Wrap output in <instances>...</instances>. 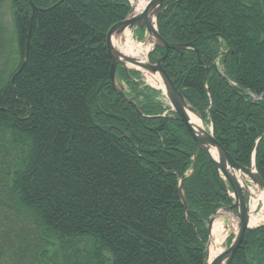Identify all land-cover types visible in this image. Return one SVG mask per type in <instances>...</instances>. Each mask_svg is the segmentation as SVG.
<instances>
[{
	"label": "trees",
	"instance_id": "16d2710c",
	"mask_svg": "<svg viewBox=\"0 0 264 264\" xmlns=\"http://www.w3.org/2000/svg\"><path fill=\"white\" fill-rule=\"evenodd\" d=\"M10 5L19 67L26 47L27 57L20 73L0 75V264H105L104 253L109 264H202L206 223L231 200L197 152L182 181L186 212L178 185L194 142L136 74L129 81L119 71L142 115L113 92L105 38L126 18L127 0ZM163 8L166 42L215 35L196 42L198 55L169 51L164 69L218 144L249 167L264 132V0H163ZM226 45L217 70L212 60ZM162 55L157 48L149 61ZM254 161L264 182V136ZM79 242L91 252L81 254ZM231 264H264V226L245 233Z\"/></svg>",
	"mask_w": 264,
	"mask_h": 264
},
{
	"label": "water",
	"instance_id": "95a60500",
	"mask_svg": "<svg viewBox=\"0 0 264 264\" xmlns=\"http://www.w3.org/2000/svg\"><path fill=\"white\" fill-rule=\"evenodd\" d=\"M178 2V1H177ZM163 0H148L145 8L137 15L133 14L134 8L131 7L127 17L109 28L106 33V49L108 56L111 60L110 71H109V80L111 82L112 88L115 92L120 94L123 99L130 105H133L137 112L141 114L140 109L135 105L132 99L128 98L124 94L123 87L115 81V75L118 67H122L123 70L128 73V70L132 72H138L140 70L144 71L147 74H157L162 81V92L165 96L171 110L177 116L179 121L183 124L187 133L191 139L196 144V150L193 154V166L196 160V153L200 151L204 154L206 158L209 159L210 163L214 166L220 177L223 181L226 182L228 187L232 192L233 204L223 211H229L236 213V218L238 219L237 229L234 234L233 240L227 250L222 252L216 258H214L210 263H208V254L207 247L210 243V231L212 220L209 221L207 232L209 235V240L206 245V256L203 264H231L234 256L236 255L239 247L242 244L244 239L245 232L249 229V213H248V197L250 193L248 190V182L257 186L259 192L264 193V182L258 175L255 170L254 160L252 159V164L250 168L244 167L236 163L232 157L216 142L212 134V128H209L207 131L198 126H195L190 123L188 113L193 114L197 118L198 115L196 112L188 105L185 98L181 93H179L164 69L162 68L163 62L168 55L169 51H183V50H192L198 55V50L195 47L197 41L209 39L214 35L200 36L196 40L189 43H180V44H170L164 41L158 34L157 31V19L161 14ZM31 7L33 6L30 3ZM134 28H138L140 31H144V44H150V49L147 52L148 54L156 48H160L164 51L163 56L155 63L149 64L147 62H141L140 60L132 57H128L117 51L112 45V40L116 37H122L124 31H131ZM226 54L220 53L217 55L211 66H215L216 58ZM130 65L129 67L126 66ZM136 67L137 69L133 68ZM209 70V69H207ZM224 78V77H223ZM225 79V78H224ZM142 115V114H141ZM214 153V154H213ZM212 154V155H211ZM179 180V199L184 207V210L187 212L188 208L184 202V197L182 194L181 183L182 180ZM249 179V180H248ZM241 181V184L239 182Z\"/></svg>",
	"mask_w": 264,
	"mask_h": 264
},
{
	"label": "bare ground",
	"instance_id": "6f19581e",
	"mask_svg": "<svg viewBox=\"0 0 264 264\" xmlns=\"http://www.w3.org/2000/svg\"><path fill=\"white\" fill-rule=\"evenodd\" d=\"M179 2V0H176V2ZM29 2V1H28ZM147 2L148 0H131V3H132V6L134 8V11H133V14L134 15H137L139 14L144 8L145 6L147 5ZM164 12V8L162 6L161 8V14ZM160 14V15H161ZM158 20V19H157ZM30 21H31V18H30ZM123 21V20H122ZM121 22V21H120ZM156 25H157V22H156ZM138 31H140L138 28H134ZM129 35H130V32L128 30L124 31V34H123V37H124V41L122 43H118L115 39L112 40V45L114 46V48L117 50V51H120V53H122L123 55L125 56H129V57H132V58H137L138 60H140V56H144L147 51L150 49V44H145L144 45V49L142 50V52L140 51L141 50V46L138 45V47L136 48L134 46L133 43H131L129 41ZM12 36L15 37V31H14V27L12 28ZM215 36V35H214ZM105 46H106V42H105ZM0 47L1 49H3L4 45H3V41L1 40L0 38ZM140 48V50H139ZM13 49L15 50V52H12V50L10 49L9 47V53L10 55H13L19 59V51H18V48H17V45L15 43H13ZM24 57L22 58V64L20 67H22V65L24 64V61L26 60V57H27V47L24 49ZM106 53H107V49H106ZM107 56H108V53H107ZM109 58V56H108ZM110 59V58H109ZM141 60H143V58L141 57ZM159 60V59H158ZM157 60V61H158ZM166 60V58H165ZM164 60V62H165ZM156 61V62H157ZM19 62V61H18ZM18 62L16 63V66L14 69L12 68H6L4 69L0 75L2 74L3 78L4 77H7V74L9 72L13 73L14 72V75H16L17 73H20L22 68L19 67V64ZM111 62V60H110ZM142 62V61H141ZM155 62V63H156ZM164 62H163V65H162V68L164 69ZM111 65V63H110ZM127 67H129L130 65H127ZM122 67H118V69H120ZM136 68V67H135ZM109 71H110V68H109ZM165 71V69H164ZM166 72V71H165ZM167 74V73H166ZM146 75V80L147 82H149L150 84H152L153 86H157V87H160L161 89H163V86H162V81L160 79V77L157 75V74H145ZM109 77V76H108ZM169 77V76H168ZM5 79V78H4ZM13 76L10 77V81L13 82ZM110 81V80H109ZM111 83V82H110ZM112 87V85H111ZM113 90V88H112ZM114 93H116L117 95H119L120 97H122L120 94H118L117 92H115L113 90ZM124 94L128 97V91H126V89H124ZM248 96L249 98V94L246 95ZM252 96V100L255 101V100H259L260 98H254L253 95H250ZM130 99H132L133 103L135 104L133 98L131 97H128ZM123 99V97H122ZM124 100V99H123ZM125 101V100H124ZM126 102V101H125ZM127 103V102H126ZM130 105V104H129ZM136 105V104H135ZM133 106V105H132ZM135 108V107H134ZM163 116V115H162ZM188 117L190 119V123L195 125V126H198L200 128L203 129V124L201 123V121L196 117L194 116L193 114L191 113H188ZM181 123V122H180ZM182 124V123H181ZM183 125V124H182ZM212 133H213V130H212ZM189 135V134H188ZM264 136V132L258 136L255 140H254V146H253V149H252V154H251V163H250V166L247 167V168H250L251 167V164H252V159L254 160L255 159V151H256V148H257V145L259 143V140ZM190 137V136H189ZM191 138V137H190ZM192 140V139H191ZM193 141V140H192ZM194 142V141H193ZM195 144V142H194ZM196 146V144H195ZM197 147V146H196ZM196 150V148H195ZM194 150V152H195ZM193 152V154H194ZM197 152H200V151H197ZM202 153V152H201ZM203 154V153H202ZM214 154V153H213ZM197 155V153H196ZM204 155V154H203ZM212 155V154H211ZM205 157V156H204ZM206 158V157H205ZM208 162L210 163L209 159L207 158ZM196 162V160H195ZM211 164V163H210ZM212 165V164H211ZM240 165V164H239ZM195 166V164H194ZM213 166V165H212ZM243 166V165H242ZM254 166H255V161H254ZM245 167V166H244ZM194 170V169H193ZM249 180V179H248ZM240 184H241V181L239 180ZM250 185H248V187H254L256 189V191L258 190L257 186L253 185L252 183L248 182ZM226 185V188H227V195L228 197L230 198V204H233V197H232V192L230 190V188L228 187V185L225 183ZM178 188H179V185H178ZM181 188H182V185H181ZM259 192V190H258ZM183 194V192H182ZM184 197V196H183ZM181 202V201H180ZM184 202H185V199H184ZM182 204V203H181ZM186 204V202H185ZM248 205L250 207V213H249V227H251L252 229H255L257 228V226L261 225L264 223V193L262 192H259L258 195L256 196L254 193L253 195L248 199ZM187 206V204H186ZM229 206V205H228ZM227 207V206H225ZM188 208V206H187ZM234 214H235V217H236V213L234 211ZM237 219V218H236ZM238 220V219H237ZM238 224V223H237ZM236 229V228H235ZM252 229H249V230H252ZM211 236H212V241L208 247V263H210L214 258H216L218 255L221 254V249L220 248H217L216 246L217 245H220L223 243L224 241V238L225 237H222V234H220V231L218 230V223L215 222L212 226V232H211Z\"/></svg>",
	"mask_w": 264,
	"mask_h": 264
},
{
	"label": "rangeland",
	"instance_id": "374dc122",
	"mask_svg": "<svg viewBox=\"0 0 264 264\" xmlns=\"http://www.w3.org/2000/svg\"><path fill=\"white\" fill-rule=\"evenodd\" d=\"M12 28H13V10L10 5V0H0V38L3 41V45H4L3 49H1L0 47V50H1L0 51V73L6 68L14 69L15 68V64L13 65L14 61L18 62V59L13 55L14 53L12 55H10L9 53V47L12 50V52H15V50L13 49L14 39L12 36ZM115 40L118 43H122L124 41V38H115ZM129 41L133 43L136 48L138 47V45L141 46L140 47L141 50L140 48L139 50L142 52V50L144 49L143 40L139 36V34L136 33V31L131 32V34L129 35ZM144 56L141 55L140 58L141 57L144 58ZM139 79L145 82V78L143 76L139 75L135 78V80H139ZM115 81L118 84L122 85V87H124L126 91H128L127 84L122 82V80L120 79V76H116ZM160 101L164 102V104L167 105L165 99H163L162 96H160ZM203 127L207 129V127L204 124H203ZM250 190H252V192L256 196L259 193L258 190L256 191L254 187H250ZM217 222H218V230L222 234V237L226 236L222 244V247H221V249L224 250L230 244L231 236L235 232V228L238 223V220L236 219L234 213L231 214V213L224 212L222 215V218H218ZM77 246L81 254L91 252L89 245H85L84 242L77 243ZM52 253H53V249L51 247L48 251V255L50 256L52 255ZM103 257L105 259V264H109L108 254L104 253Z\"/></svg>",
	"mask_w": 264,
	"mask_h": 264
}]
</instances>
